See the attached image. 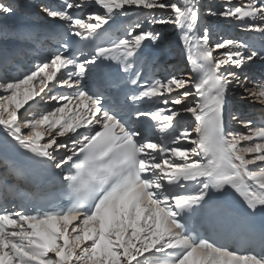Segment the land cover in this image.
<instances>
[{
	"label": "snow or ice",
	"instance_id": "obj_1",
	"mask_svg": "<svg viewBox=\"0 0 264 264\" xmlns=\"http://www.w3.org/2000/svg\"><path fill=\"white\" fill-rule=\"evenodd\" d=\"M229 5L206 14L244 25L247 39L214 42L200 0L40 6L67 23L49 37L57 49L16 76L0 56V264H264V223L254 226L264 222V75L243 73L264 57V0ZM130 9L150 13L149 27L116 26ZM17 14L0 0V19ZM154 24L179 31L194 75L146 79L137 70L161 43ZM237 92L260 105L259 118L232 105ZM185 115L194 127H178ZM230 121L246 131L230 130ZM13 153L53 179L28 180ZM216 201L240 203L250 226L228 235V214L211 215ZM194 214L209 215L211 235L189 229Z\"/></svg>",
	"mask_w": 264,
	"mask_h": 264
},
{
	"label": "rangeland",
	"instance_id": "obj_2",
	"mask_svg": "<svg viewBox=\"0 0 264 264\" xmlns=\"http://www.w3.org/2000/svg\"><path fill=\"white\" fill-rule=\"evenodd\" d=\"M4 2L15 4L17 9H18V14L16 16L7 17L6 19H0V46L12 45L13 44L12 41H15V42L19 41V40H17L18 38H16L15 35H11L10 32L22 30L26 26V24L29 23V22H26V24L24 26L23 23L20 22L21 20H19V19L22 17H24V18L26 17L27 19H31L32 17L33 18L36 17V15L43 14L40 11L39 5L45 4V0H44V2H42V0H4ZM173 2L182 3V0H173ZM246 2H247V0H232V5H237V4L246 3ZM200 3H201V13H202V26H207V27L212 29V33H213L212 39L214 42H218L222 38H230V37H234V36L244 39L247 36L251 35L250 33H248L246 31L244 25H241L234 20L225 19V18L219 17V16H209L206 14L208 9H212L214 11L222 10L223 7L225 6V4L227 3V0H200ZM232 5H229V6H232ZM89 7L95 8V6L92 5L90 2H89ZM87 11H88V9H81L80 15L86 16ZM162 14L163 13H161L159 11L154 13V15H156V16H159ZM127 15H129V16H127ZM127 15H124V16L131 17L133 24L137 23V21H140L142 27H144V28L149 27L148 24L144 23L145 18L149 17L151 15L147 11H141L139 9H130L128 11ZM43 16H44V18H42V19L36 18V19H32V20L41 21L40 25L50 24L51 26L64 25L66 23V22L58 20V19L49 18L44 14H43ZM12 27H14V28H12ZM38 27L39 26H37V28ZM66 27L67 26H64V28H66ZM150 27L152 28V30L159 32L161 34V38H162L161 41H164V42L165 41H171L173 44L172 49L175 51V53H174L175 58H173V60H170V63H169L170 73L176 74V75H181V74L190 75L189 71L185 68L186 66L181 63L182 61H184L186 64H188L189 62H187L188 61L187 60V54L183 51L181 45L179 44V35H180L179 31L172 24H166V25L154 24V25H151ZM32 30L33 29L29 27L27 32L32 31ZM37 33H42V32H37ZM256 35H258V34H256ZM7 38H9V39H7ZM29 41H31V39L26 38V42H29ZM1 48H2V50L0 52H2L5 49L4 47H1ZM253 62H255L257 66H261L263 64V60L261 57L254 60ZM32 63L33 64H32L30 69L24 70V68H20L18 71L23 72V70H24L23 73H27L31 70H34L36 63H34V62H32ZM166 63H165V65H166ZM250 64L251 63H249L247 66L244 67L243 73L247 74V75L250 74L251 77H253V76L259 77V75L255 76V75H257V72H255V71H254V73L250 72L251 71L250 66H249ZM189 65H191V64H189ZM257 66L254 68V70L257 69ZM190 68L192 69V65L190 66ZM160 69L163 70V67H160ZM259 71H261V70H259ZM259 73H261V72H259ZM170 98H173V97H170ZM189 103H192V102L189 101ZM232 105L234 107H238V108H239V106H244L247 108L246 110L249 111V110H254L258 104L254 103L250 100L241 101L240 93L237 92L235 97L233 98ZM54 106L55 105H52V104H42L41 108L50 109ZM231 123L232 124L229 126L230 130L237 132V133H241V132L246 131L245 129L241 128L240 124L237 121H231Z\"/></svg>",
	"mask_w": 264,
	"mask_h": 264
},
{
	"label": "bare ground",
	"instance_id": "obj_3",
	"mask_svg": "<svg viewBox=\"0 0 264 264\" xmlns=\"http://www.w3.org/2000/svg\"><path fill=\"white\" fill-rule=\"evenodd\" d=\"M42 2H44V0H42ZM39 6H41V5H39ZM36 18H39V19H42V18H44V16H43V14H40V15H36V17H32L31 19H27L26 17L24 18V17H22V18H20L19 20H21L20 22H22L23 23V25L25 26V24H26V22H32V23H34L35 24V26H40V24H41V21H35V20H32V19H36ZM12 28H14V27H12ZM30 28H32V29H35V27H30ZM16 30V29H15ZM18 30V29H17ZM13 43H15V41H12ZM4 46H6V45H2V46H0V51L2 50V48L1 47H4ZM20 50H24V48H21ZM195 55V54H194ZM188 62V61H187ZM189 64H191V63H189ZM192 65V64H191ZM191 65H189V66H191ZM19 72V71H18ZM18 74V73H17ZM232 124V123H231Z\"/></svg>",
	"mask_w": 264,
	"mask_h": 264
}]
</instances>
